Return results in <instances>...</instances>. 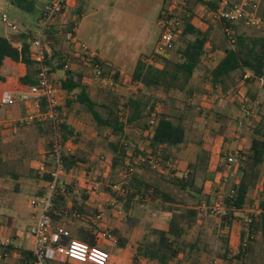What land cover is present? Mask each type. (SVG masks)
Masks as SVG:
<instances>
[{"label":"trees","instance_id":"trees-1","mask_svg":"<svg viewBox=\"0 0 264 264\" xmlns=\"http://www.w3.org/2000/svg\"><path fill=\"white\" fill-rule=\"evenodd\" d=\"M197 2L208 9H212L216 5L217 0H197ZM9 3L28 12L33 7V4L29 0H9ZM186 10L188 13L183 14L182 17L180 16L183 25L181 32L176 37V39L180 37L182 42V46L176 50L177 59H167L161 67H156L146 62L147 56H140L131 73V80L132 82L139 83L141 87L140 91L144 92L138 91L131 94L122 104V107H119L117 104L115 110H113L102 104L101 107L106 108L107 112L101 114L97 109V103L90 97L88 88L81 83L83 75L79 72L75 73L69 68L65 70L64 77L60 79L58 84L59 89L66 94L64 99L65 105L72 107L76 103L80 104L92 116L99 134L108 129L115 138V140L108 142L109 150L112 153L110 167L114 172L110 182L112 185L120 184L119 187L123 188L125 193L123 196L111 191L109 188H105V190L115 198L116 202H122V207L126 212L136 203L142 202L146 196L152 201L159 200L161 203L160 208L168 214V218L164 229L153 228L151 230L152 234L155 235L154 239L143 242H132L126 236L121 235L117 228L109 229L108 227L98 225V222L94 223L93 219L97 211L96 209H90L85 204L87 196L78 193L71 194L72 188L70 189L61 180L60 184H63L65 188L61 191L60 187H58L54 210L56 212L67 210L68 214L63 216L51 212L49 216L54 226L69 227L72 230L73 237L83 240L89 245L104 248L110 254L117 252L115 248H118L120 256L122 252L124 255L128 253L131 264H140L143 260H150L155 264H176L179 254L186 249L188 258L196 254V258L191 264H197V257L205 249V247H199L196 240L186 241L184 233L195 224L197 213H199L197 210L198 206L202 203L210 204L212 200L209 189L207 190L203 185H196V172L198 170L206 171L209 180H212L215 171L219 170L220 167L210 168L204 157V153L200 152L195 162L187 164V169L190 171L188 175L176 176L175 170L171 167V165H174V155L171 149L184 140L185 127L182 124V117H170L166 106L155 107L156 102L160 101L163 103L165 100L161 101L159 98H153L152 100L150 97L154 96L156 90L162 89L165 94L171 89L183 90L200 67L205 50L208 47H212L210 43L212 22L204 21L202 17H197L189 8H186ZM62 13L63 9H61L46 30L48 36L46 41L47 47H45L46 45L44 46L45 63L50 67L49 74L51 76L56 70L64 68L66 56L60 50L53 49L51 44L48 43L49 36L52 35L53 31L59 32L61 30L58 28L60 24L67 25L66 29L68 30L74 25V21L63 22L60 18ZM61 21L62 23H60ZM218 24L231 42L229 46L221 48L223 55L218 59L216 64L204 68L208 82L213 86L218 85L225 90V88L229 87L228 85L234 86L238 83L242 74L246 71H249L252 76L245 79L244 84H249L255 81L256 78L263 76L264 35L259 32L253 34L244 33L237 26L240 23H226L225 26L220 23ZM225 28L229 30L230 34L226 33ZM32 39L33 33L30 30L19 34V37L15 41L19 42V44H15L8 37L0 35V69L5 58L23 64L26 72L19 78V81L24 85H35L37 83V68L33 58ZM101 65L103 74L110 76L114 84L120 81L121 78L117 69L107 67L105 62H102ZM92 67L91 65L88 69L92 70ZM0 80H3L1 74ZM180 80L181 84L179 86L174 84V82ZM247 94L251 95L248 92ZM69 95L73 96V98L69 99ZM253 96L251 95V97ZM260 105L264 107V102L261 101ZM60 110L62 112L61 106ZM151 112L156 113V121L152 125L150 133L145 136V147L141 150L140 146L134 142L131 155L127 154L125 146L127 145L126 140L129 137L125 138L124 144L120 143L124 127V122L120 119L121 116L125 114V124L139 127L142 132H146L150 129L148 120ZM217 118L220 119V117ZM257 120L258 122L254 126L248 127L245 150H242L238 158L239 173L232 180L230 190L224 199L223 212L217 215L222 229L226 226L230 230L234 221H238V219L242 220L239 243L235 251L229 244V231L226 230L225 232L226 238L223 239V244L221 243V253H217L220 256L221 264L234 263L232 260L237 261L235 264H247L246 260L251 250L252 239L246 247H242L240 242L244 234V216L248 215L251 217V222L248 226L249 231L253 235L264 237V180L260 197L258 198L259 212L246 213L245 211L253 180L259 175V167L264 165V116L260 114ZM32 125L37 128L40 136H44L45 134L48 136L46 150L41 158V163H46L48 166L50 165L49 158L52 152L49 139L50 127L48 124H41L39 122H33ZM61 125L64 140L67 142L72 139L76 143L79 140V133L75 132L63 114ZM2 127L4 128L3 125ZM8 127L11 126L5 125V128ZM223 130L224 126L221 125L218 128V134H221ZM149 155H154L160 161L168 160L170 162V165L167 167V175H162V173L150 167L148 163ZM133 157H143L144 162L134 161ZM84 162V157L77 151L63 156L65 171L78 168ZM129 167L135 170L129 173ZM139 169L149 170L158 175V180L175 186L179 190L187 191V194L193 200L192 204L188 205L184 211H180L176 206L172 207V204H179L181 201L176 199L169 189L162 187L160 181L148 180L143 173L137 171ZM13 175L18 177L16 173ZM49 179H51L49 172H45L41 176V180L44 182ZM44 189L45 187L39 190L38 194H43ZM66 195H69L68 198L71 200V204H67L68 199ZM76 213L78 216L74 215ZM108 233L113 237L115 236L116 243L108 242L106 236L103 235ZM13 249L14 246L12 244L1 247L0 264H6L3 261L4 254L9 253ZM19 255V264H34L31 250L20 249ZM124 255L122 254V256Z\"/></svg>","mask_w":264,"mask_h":264},{"label":"rangeland","instance_id":"rangeland-1","mask_svg":"<svg viewBox=\"0 0 264 264\" xmlns=\"http://www.w3.org/2000/svg\"><path fill=\"white\" fill-rule=\"evenodd\" d=\"M29 1L33 4V7L32 10L28 12L11 5L9 3V0H0V14L5 13L8 16L9 20H12L15 24L18 25L17 31H10L9 28L5 27L0 18V35L6 36L11 40L16 41L20 33H23L26 30H30L32 33H34L37 30L39 15L44 5L50 0ZM69 1L70 0L66 1V4L63 8V13H69ZM79 1L80 0H74L75 3L73 7H75V5L77 6V3ZM171 1H174L176 3L175 12L177 11L176 13H178L179 16L182 17L183 14H187L188 12L186 8H189L194 12V14H196L197 17L198 15L199 17H202V14L200 12L202 4L198 3L197 0H112L113 3L110 9L122 13V15L125 16V19L128 18L131 21V24L134 28L140 30L146 25L150 24V26H152L154 19L151 21V16L153 14H156L157 10L160 8L163 2V6L166 7L171 4ZM97 2H100L99 6H104L102 0H97ZM66 6H68L69 8ZM73 7L72 10H74ZM102 10H104V8H99V14L97 15L98 18L102 17ZM63 13L61 14L60 18H62ZM117 17L118 16H115L114 18ZM67 18L68 16H66V22L71 17H69L68 19ZM120 19L122 22V18L116 19V30H118V21ZM237 26H239V30L244 33L253 34L255 32H258L252 29L245 28L242 24H238ZM155 28L157 29V27ZM45 34L46 37L42 38V44L44 46L46 45L45 47H47L46 41L48 33L46 32ZM61 35L62 34H59L60 38L55 36L56 38H59L55 39L56 42H53L55 50L63 49L66 45V40L62 39ZM59 40L61 41V43L59 42ZM230 42L231 40L226 37L220 25L218 23H212V28L210 30V43L212 47H208L206 49V54L203 58L202 65L210 66L217 62L218 59L222 56L221 48L223 46H229ZM181 46V38L178 37L175 40V44L173 45L172 49L168 52L167 57L162 58L161 62L164 63L167 59H177L176 50ZM210 56H212V58H210ZM200 67L201 68L199 69V72H204V67ZM7 68L8 70L10 69V67L8 66ZM11 69L13 70L12 74L16 78H18L20 71H22V66L15 65V67H12ZM83 71L84 74H90L89 79H87V82L89 83L88 85H90L91 87L90 97L97 103V109L100 111V113L105 114L107 112L106 108L101 107L102 104L115 110L117 104L119 105V103H117V98L115 95L117 93L115 92L117 86L111 87L107 84H100L99 81L95 79L90 69L86 70L84 68ZM58 74L61 77L63 76V72L61 70L58 71ZM53 81L56 89L58 90V98L61 97L62 99V106H60L63 116H66L67 121L70 122V125L74 127L75 132L81 134L79 140L76 143L73 142L72 139L67 141L68 146H70L72 150H77V152L84 157V161H88L89 164L93 165L98 162V155L100 156L104 153L107 154L109 151L107 148V139H110V137H107L108 132L107 130H104L101 134H99L92 116L86 111L82 110V107L79 106V104H75V106L69 107V109L66 108L65 105L63 106L65 95L61 94V91L59 90V81L56 80L55 77H53ZM174 84L179 86L181 84V80L174 82ZM204 84L205 82L201 80V78L199 79L198 75H195V77L192 78L191 85L194 86V88L196 86L197 90H195V95H193L192 97H188L191 98L190 100H188L187 96L184 93L180 92V90H170V96L174 99V103L171 104L170 107L167 106V109L169 111H172L173 113L182 115L184 124L187 127L190 126L192 131L190 130L191 133L189 134V140L201 139V128L204 127L210 129L213 124V122H211L212 118L205 119V110H202V108L204 107H211L209 104H207L206 92L202 90V85ZM133 89L135 90V87H133ZM246 90H250L256 95V99H258L260 102H264V83L253 81L250 83V85L243 84L240 88L241 93H245ZM159 93L161 94V96L165 94L162 89ZM228 93V90L221 91L219 95L225 94V96H220V98H217L214 103H216L218 106L226 105L225 97L229 95ZM123 96V98L120 97L122 102L126 97L125 95ZM150 97L152 100L153 98L157 99L156 96ZM230 98L237 101L234 92L231 93ZM24 100L25 98L23 99L22 95L18 93L14 95L13 104L0 103V117L3 113L8 112L14 104L15 109H17L19 106H21V103ZM233 101H231L230 104H234L235 102ZM159 103L161 102L159 101ZM167 104L168 102H166V105ZM155 107H157V105ZM83 109L85 108L83 107ZM260 114L264 116V107H261L260 113L258 115ZM9 123L10 122L2 121L3 126L7 124L9 125ZM28 126H30V128ZM23 128H25L26 130L24 129L21 132L17 133H13L11 132V130L8 133L4 132L3 130L0 131V133H4V136L0 137V238L7 237L11 240L12 243L16 245L14 246L13 250H11L3 257V261L6 264H19L20 249L31 248V246L29 245L30 236L28 229L29 226L35 221L30 218L29 213L36 214L38 212V209L32 208L29 201L31 197L37 194L40 188H44L45 182L41 180V176L43 175V173L48 172L51 168L50 165L47 166L46 163H41V158L43 157L44 151L46 150V142L48 140V136L46 134L44 136L38 135L35 131V128L31 124H27ZM193 131L194 133H192ZM247 132L248 130L245 131L246 135ZM128 135L131 137L128 140L129 142H135L139 146L145 147L146 139L139 127L130 126ZM228 146L229 148L227 149ZM245 146L246 141L242 145V150H245ZM205 147H207V150L209 148L213 149L212 145L209 146L208 144H203L200 145L199 153L204 152ZM233 147V143H229L226 141L223 145L224 150L221 149L219 153L220 155L218 154V152L214 155L211 151L212 149L209 151L212 153H210L209 155L211 160H207L208 166H210V168L212 169L220 167L219 170L215 171L212 180H209L206 171L198 170L195 174L196 185H203L204 188H206L207 190L209 189L210 197H212L211 203L217 201L215 200V197L213 198V189L218 184L217 182L223 171L222 169H224L227 158L230 156ZM235 163H238V161L235 160ZM40 165L44 166V171L39 170L38 167ZM77 169L78 170L76 171V174L80 175L85 173L83 164H80ZM134 170L135 169H133V171ZM137 171L139 173H143L148 180L155 181L159 179L157 174L149 170L139 169ZM259 171V175L253 180V184L248 194V204L247 208L245 209L246 213H254V210L258 208V198L260 197L264 180V165L259 167ZM178 172L179 175L187 176L190 171H188V169H180ZM14 173L18 174V177H15L13 175ZM90 175L94 176L95 172L93 171ZM70 180L74 181V179H72L71 177L68 178V181ZM158 181L161 182L162 187L169 189L174 197L181 201V203L179 204H170L172 207L176 206L180 211H184L188 205L192 204L193 200L187 194V191L179 190L177 187L169 185L161 180ZM230 187L231 177L227 182L226 188L228 189ZM100 189L103 190L101 187L99 188V190ZM158 203L159 202H153L152 200L146 199L140 203H136L132 209L126 212L122 207V204H118L115 202V205L118 207L114 206L115 209L117 208L116 211H114L115 209H111L112 211H110L107 216V222L105 223V220H102L104 218L106 219L105 215H102L98 220H102L104 226L108 227L109 229L112 227L117 228L121 235L132 237L135 242L152 240L155 238V235L152 234L151 230L154 227L165 226L164 221H166L162 218V210L160 209ZM94 204L96 206L95 208L99 209V213L102 212L103 214L107 210V207L108 209H110L109 206H112L108 204L106 200L101 196H97ZM117 210H120V212L117 213ZM197 210L199 213H197L196 222L189 230L184 233V237L186 241L196 240L199 247H205V249L202 250L197 257V264H221L222 262L220 260V256L217 253H221L220 248L223 244L222 241L226 238L225 232L226 230L229 231V243L234 250L237 249L238 230L241 229L242 220L238 219V221H234L233 225L230 227V230H228V227L226 226L222 229L216 211H211L210 209L201 210L200 208H197ZM105 214L107 215V212ZM246 216H244V218ZM66 228L70 229L69 227ZM110 236L112 235L110 234ZM107 240L109 243L111 242V240ZM1 247H4V245L0 244V251ZM117 249L115 248V250L117 251L116 255H113L112 253L110 254L111 257L107 264H131L128 258V253L127 255H125L122 261L118 262V258L120 255H117L119 251ZM122 254L124 255L123 252L121 253V256ZM195 258L196 254H193L192 257L190 256V258H188L186 249L184 252L179 254L177 259L178 262H176V264H191V262L195 260ZM174 261H176V259H174ZM246 261L247 264H264V237L254 235L251 242V250L247 256ZM232 262L236 263L237 261L232 260ZM140 264L155 263L150 260H143Z\"/></svg>","mask_w":264,"mask_h":264},{"label":"built area","instance_id":"built-area-1","mask_svg":"<svg viewBox=\"0 0 264 264\" xmlns=\"http://www.w3.org/2000/svg\"><path fill=\"white\" fill-rule=\"evenodd\" d=\"M67 0H50L47 2L38 18L37 30L33 33V39L31 40L33 58L36 63L37 68V83L35 85H26L25 92H23L22 98L32 100V106L29 109L25 118L19 120V123L15 125L11 131L17 133L18 129L23 128L22 122H32L34 120L47 123L50 127V142H51V154L49 158L50 163V173L51 179L45 182L44 193L41 195H35L30 199V205L32 208H37L38 212L33 213L34 223L29 226V235L31 238V252L34 257V264H95L94 261L88 259V255L92 250L101 251L105 254L106 259L104 264H107L110 260V253L104 248L89 245L83 240L75 238L71 235L70 231L63 226H54L52 219L49 214L55 212L59 215H67V210L61 212H56L54 210L56 196L58 194V187L61 191L64 190V185L60 184L61 178L67 174L64 169L63 156L72 152L68 142L63 138L62 130V112L60 110L59 98L57 95L58 90L56 89L53 81V77L49 74L50 67L45 63V48L42 44V38L45 37L46 30L49 28L50 23L57 16V14L64 8ZM176 3L171 1L169 6L162 8L159 12L157 19V26L159 28V36L154 49L151 54L146 57V62L153 66L161 67L164 63L161 62L162 58H166L168 52L172 49L175 44L177 34L181 32L183 21L181 20L178 13L175 12ZM200 12L202 14V19L204 21H209L212 23H220L226 25V23H240L243 27L258 31L264 35V0H217L216 5L212 9H208L206 6L201 5ZM199 17V15H198ZM1 21L4 23L6 28L10 31H17L18 25L12 20L8 19L5 13L0 14ZM226 33L229 30L225 28ZM75 25L71 29L61 35L62 38L68 40L72 43L75 42ZM81 62L82 64L89 68L91 65L95 79L99 81L100 84L109 85L115 87L116 84L113 83L110 76L103 74V69L101 63L102 61L95 52L90 50L84 43H81ZM206 54V50L204 56ZM203 56V58H204ZM212 58V56H210ZM216 63V62H215ZM214 63V64H215ZM107 67H110L108 63L105 62ZM68 65L65 64L64 68ZM252 75L249 71L242 74L241 79L237 83V86L233 90L237 97V102L242 114V117L248 123L249 127L254 126L257 120V112L260 105L258 99H252L247 94L239 92L237 89L244 84V80L250 78ZM255 81L264 83V75L256 78ZM133 87L138 89L140 87L139 83L132 82ZM15 93L12 91H3L1 93L0 103L1 104H12L14 102ZM121 102L119 107H122ZM123 109V108H122ZM121 121L125 122V114L121 116ZM156 121V113L151 112L149 116L148 123L150 124V129L147 134L150 133L152 125ZM2 126V121H0V127ZM1 131V130H0ZM235 146L231 150L230 156L227 158L224 169L218 179V184L213 189V194L215 196L216 202L205 204L203 203L201 210L210 209L211 211H216L217 215L221 214L224 210V199L230 190L226 188L227 182L231 177L232 180L236 178L239 173L238 158L242 152V145L244 140L238 135L235 137ZM150 167L160 173H165L170 162L160 161L159 158L154 155L148 156ZM134 161H143V157H133ZM104 172L101 173L102 183L107 182L108 173L105 168ZM41 171H44V166L41 165ZM133 171L132 167L128 168V172ZM229 184V183H228ZM118 194H124L125 190L119 186H111ZM96 187L92 183L89 185L90 190H94ZM232 191V190H231ZM115 201L110 200V205H114ZM120 211H118L119 213ZM259 209H255L254 213H258ZM78 216V214H74ZM102 214H96L95 218L100 219ZM251 222V217L246 216L244 219V234L241 240L242 247L246 245L253 239L254 235L249 231L248 226ZM107 239L111 240L112 243H116V238L110 236V234H103ZM57 239H53V237ZM77 241L88 246V253L85 254V259L83 261L77 259L71 255V244L72 241ZM8 240L0 241L1 245H6ZM235 264V263H231Z\"/></svg>","mask_w":264,"mask_h":264},{"label":"crops","instance_id":"crops-1","mask_svg":"<svg viewBox=\"0 0 264 264\" xmlns=\"http://www.w3.org/2000/svg\"><path fill=\"white\" fill-rule=\"evenodd\" d=\"M102 2L104 3L103 4L104 6H99L100 2H97V0H80L77 3V6L75 5V7H73V5L75 3L74 0H70L69 1V3H68L69 6H70L69 13H63V16H62L61 19L63 20V22H66V16H68V18L71 17L69 19L67 18L68 22L69 21H74V25H75V32H74L75 33L74 34L75 35V42L72 43V42L66 40L65 47L63 49H60L61 53L65 54V56H66L65 64H67L68 66L66 68L61 69V71L63 72V76L62 77L58 74L59 70H56L52 74V77H55L56 80L60 81V79L64 77L65 70L68 69V68L73 70V72H75V73L79 72V73H81L83 75L82 79H81V83L84 84L88 88V92H89V95H90L91 87H90V85H88L89 83L87 82V79H89V75L90 74H88V73L84 74L83 73L84 72L83 71L84 68L86 70L88 68L85 67L82 64L81 58H80V55H81V47H80V45H81V43H84L90 50L95 52L96 55L102 61L108 63L111 68L117 69V71L119 72V76H120L121 79H120V81L118 83H116L117 88L115 89V92H117V93L115 95H116V98H117V103H119V106H120V103L122 102L120 97L123 98L124 97L123 95L126 96L125 97V100H126L128 98L129 94L131 95V94H133L135 92H138V91L141 92V93L144 92L142 90L140 91L141 87H139L138 89H135V90L133 89L132 80H131V73H132V71L134 69V66L136 64L137 59L140 56H148L149 54L152 53V51L154 49V46H155V44L157 42V39H158V36H159L158 35V29L159 28L157 26V19H158L159 12H160L164 2L161 4V6L157 10L156 14L155 15L153 14L151 16V21L154 19L153 25L152 26H150V24L146 25V26L142 27L140 30L137 29V28H134L132 26V24H131V21L128 18L125 19V16L122 15V13H120L119 11H114V10L110 9V7L112 6V3H113L112 0H102ZM66 7H68V6H66ZM72 7L74 8V10H72ZM101 7L104 8V10L101 11V16L102 17L98 18L97 15L99 14V8L101 9ZM115 16H118L117 17L118 19L122 18V22H121V19L118 21L119 22L118 23V25H119L118 26V30L115 29V23H116V19H117V18H114ZM76 18H78V19H76ZM60 23H62V21ZM66 27H67V25L60 24L58 26V28L61 29V30L59 32L53 31L52 35L49 36L50 39H49L48 43L51 44L53 49H54L53 42L55 41V39H59L60 38L59 34H63L65 32H67V31H69L68 29H66ZM155 27H157V29ZM55 36H57L59 38H56ZM62 39H64V38H62ZM59 42L61 43L60 40H59ZM14 43L15 44H19V42H15V41H14ZM222 55H223V51H222ZM202 61H203V59H202ZM202 61H201L200 66H203L205 68L206 65H202ZM15 65L22 66V71H20V74H19L18 78H16L12 74L13 70L11 68L15 67ZM212 65H214V64H212ZM7 66L10 67L9 70H8ZM200 68L201 67H199L197 69L196 73L193 75L192 78H194L195 75H198L199 79L201 78V80H203L205 82V84L202 85L203 86L202 90L204 92H206L207 104H209L211 107H209V108L208 107H206V108L205 107L204 108L201 107V108H202V110H205V112H204L206 114L205 119L206 118H212L211 122H213V124H212V127L210 129L209 128H204V127L201 128V130H202L201 139L189 140V134L191 133L190 130L192 131L190 126L187 127L184 124L182 115L177 114V113H173L172 111H169L167 109V111L169 112V116L170 117L171 116L182 117V124L185 127V136H184L183 142L180 143L179 145H177L176 147L171 149V152L174 155V165H171V167H173V169L175 170V175L176 176H185V175H179L178 171L180 169L181 170L182 169H187V164H191V163L195 162V160L197 158V155H198V153L200 151V145H203V144L204 145L208 144L209 146L212 145L213 149L209 148L207 150V147H205L204 148L205 151L203 152L204 153V157L206 158V160H208V159L211 160V158L209 156L210 153L213 152V154L215 155L218 152V154H219L221 149H223V145L225 144L226 141L229 142V143H233V146H235L236 145L235 144V137L236 136L239 135L245 142L246 141V137L248 135V132H247V135H246L245 131L248 130L249 125L245 121V119L242 117L238 102L235 101L234 99H233L234 100L233 101L230 98L231 97V93L234 92L233 90L237 86V83L234 86H229V87L225 88V90H228V92H229L228 93L229 95L225 97L226 105H222V106L219 105L218 106L214 102L216 101L217 98H220V96H223V97L225 96V94L219 95V93H221V91H225V90H224V88L222 89V87H220L218 85L217 86H213L210 82H208V78L205 76V72H203V71L199 72ZM25 72H26V68H25V66L23 64H21L19 62L11 61L9 58H5L4 59L2 67L0 69V74L3 76V80H0V98H1V93L3 91H12V92L15 93V95L18 94V93L23 95V92H25L26 85L22 84L19 81V78L22 75H24ZM192 78L188 81L186 87H184L183 90H180V92L184 93L187 96L188 100L191 99V98H188V97L189 96L192 97L193 95H195V90H197L196 86L194 88V86L191 85ZM245 85H250V83L249 84H245ZM92 87H95V86H92ZM241 87H242V85L237 88L239 90V92H241L240 91ZM172 90L173 89H171V91ZM175 90H177V89H175ZM171 91H169L167 94H164L163 96H161V94L159 93L160 90H156L154 92V96H156L160 100H165L164 101L165 104H164V102L163 103H159V102L156 103L155 104V105H157L156 108H160L163 105L166 106V108H167V106L170 107V105L174 103V99L170 96ZM247 92L249 94H251V95H254L253 97H251V95H249L250 98H252V99H256L257 98L256 95L254 93H252L250 90H246L245 94H247ZM61 94L65 95L64 96V99H65L66 94L64 92H62V91H61ZM234 94H236V93L234 92ZM68 98L72 99L73 96H70ZM23 99H24V97H23ZM61 100H62L61 97H59V103L62 106ZM236 100H237V97H236ZM31 101L32 100H30L28 98L25 99L21 103V106L18 107L19 109L18 108L15 109V104H14L13 107L11 109H9L8 112L3 113L1 115L0 121L10 122L9 125H11V124H13L15 122L13 125H11V127L13 128L14 125H17L19 123V120H21L22 118H25V115H27L29 109L32 106ZM231 101H233L235 103L234 104H230ZM64 102L65 101H63V106L65 105ZM166 102H168L167 105H166ZM76 104H78V103H76ZM187 104H188V102H187ZM65 106L68 109L70 107V106H67V105H65ZM73 106H75V104ZM79 106H81V105L79 104ZM230 107H231V109H230ZM81 109L86 111L83 108H81ZM25 110H26V114H25ZM260 110H261V105H259V108H258V112L259 113H260ZM259 113H257V119L260 116V115H258ZM23 115H24V117H23ZM217 117H220V119H218ZM33 122H39L41 124H46L47 125V123L34 120V121L28 122V123L27 122H22L23 123V127H25L27 124H31L32 125ZM69 124H71V123L69 122ZM221 125L224 126V130H223V132L221 134H218V128ZM123 126L124 127H123L122 141L120 140V143L124 144V142H125L124 140H125L126 137L131 138L128 135V130L130 129L131 125H127L124 122ZM11 127L5 128V126H4V128L1 127L0 130L3 129L4 132L8 133L12 129ZM28 127L30 128V126H28ZM24 129L25 128L18 129V132H21ZM35 131H36V133L38 135H40L38 133L37 128H35ZM148 131L143 132L144 137L146 135H148L147 134ZM107 132H108L107 133L108 134L107 137H110V139L109 138L107 139L108 140L107 141V146H108V142L110 140H115V138L112 136L111 132L108 129H107ZM192 133H194V131ZM3 134L4 133H0V137L4 136ZM80 136H81V134L79 133V138H80ZM128 140H126V144L127 145L126 146L124 145V146H125L127 154L131 155L132 149L134 147V143H132L131 141L129 142ZM214 146H216V147H214ZM217 146H218V149H217ZM73 147H74V145H73ZM107 148L109 150V146ZM143 148H144V146H140L141 150ZM228 148H229V146L227 147V149ZM210 150L212 152H209ZM73 151H77V150L73 149L72 152ZM111 154L112 153L109 150L107 154L104 153V154H101L100 156L98 155V158H97L98 162H96L93 165L89 164L88 161H85L83 163V168L85 170L84 174H80V175L76 174V171L78 169L75 168V169H72L70 171H66L67 174H65L61 178V181L65 185H68L70 187V189L72 188V191H71L72 193L71 194H74V193H76V194L77 193L78 194H85L87 196V198L85 200V204L90 209H96L97 214H99V209L95 208L96 206L94 204V201L97 199V196L103 197L108 204H110V200H114L116 202L115 198H113L111 196V194H109V192H107L105 190V188H109L111 191L116 192L115 190L112 189L111 186H114V187L120 186V184L112 185L111 182H110L112 175H114V172L112 171V169L110 167ZM40 167H41V165L38 167L39 170H40ZM103 168H105L107 170V173H108V177H107V182L106 183H102V179H101V176H102L101 173L104 172ZM93 171L95 172L94 176L90 175ZM167 173L168 172L166 171L165 173H162V175H167ZM70 177L72 179H74V181H72V180L68 181V178H70ZM92 183L96 187L93 191L89 189V185L92 184ZM100 187L103 190H101V189L99 190ZM40 190H41V188H40ZM38 192H37L36 195H39ZM119 195H123L124 196V194H119ZM66 196H67V199H68L67 200V204H71V200L68 198L69 195H66ZM147 197L148 196L144 197L143 200L149 199ZM153 202H159V200H155ZM116 203H118V202H116ZM118 204H122V202L118 203ZM202 204H200L199 207ZM158 205L160 206L161 203L159 202ZM166 205H168V204L166 203ZM114 206L118 207V206H116L114 204L113 206H109L110 209H108V207L106 208L107 210L105 211V213L107 212V215L105 213L103 214L102 212H100V214L106 216V219L105 218L102 219V220H105V223L107 222V216H108L109 212L112 211L111 209H115ZM116 209L114 211H116ZM118 211H120V210H117V213H118ZM29 214H30V218H32L34 220L33 213H29ZM161 215H162L163 220L167 221L168 214H166L165 212L162 211ZM102 220H98V219H96L94 217L93 222L94 223L98 222V225L104 226V223H103ZM166 221H164L165 222V226L154 227V228L164 229L166 227ZM84 227H85V225H84ZM112 228H115V227H112ZM68 230L70 231V233L72 235V230L71 229H68ZM240 230L241 229L238 230V237H237L238 238V243H239ZM127 238L130 241L135 242L132 239V237L127 236ZM2 240H8V243L6 245L12 244L13 246H16L7 237L0 238V241H2ZM27 242H28V239H27ZM6 245H4V246H6ZM29 245L31 246V238L30 237H29ZM230 247H231V245H230ZM112 254L116 255V252H114ZM5 255L6 254H4V256ZM117 255H119V254H117ZM124 257H125V255L124 256H119L118 262L122 261L124 259ZM52 264H55V263H52Z\"/></svg>","mask_w":264,"mask_h":264},{"label":"clouds","instance_id":"clouds-1","mask_svg":"<svg viewBox=\"0 0 264 264\" xmlns=\"http://www.w3.org/2000/svg\"><path fill=\"white\" fill-rule=\"evenodd\" d=\"M53 239H57V237H53ZM88 253V246L77 242L72 241L71 244V255L76 257L77 259L83 261L85 259V254ZM88 259L91 261H94L95 264H104V261L106 259V256L103 252L92 250L91 253L88 255Z\"/></svg>","mask_w":264,"mask_h":264}]
</instances>
